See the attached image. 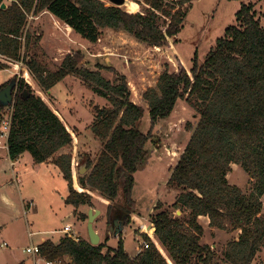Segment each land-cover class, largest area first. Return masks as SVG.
I'll return each mask as SVG.
<instances>
[{"label": "trees", "instance_id": "trees-1", "mask_svg": "<svg viewBox=\"0 0 264 264\" xmlns=\"http://www.w3.org/2000/svg\"><path fill=\"white\" fill-rule=\"evenodd\" d=\"M140 1L136 0L138 4ZM187 1L178 0L175 8L173 1L143 0L144 13L137 10L135 2L125 8L104 0H11L0 8V69L7 67L6 62H24L47 98L55 83L74 75L108 100L109 105L94 107L90 128L102 148L95 160L89 155L82 159L87 171L77 175L78 183L129 209L136 204L133 173L147 153L153 125L171 115L178 100L187 102L198 120L196 125L186 123L191 134L167 184L180 189L172 206L190 213L184 220L171 216L166 209L158 211L151 220L154 237L173 264H190L193 259L195 263L210 264L213 251L209 245L199 243L203 229L197 219L204 215L212 227L240 229L238 237L227 242L223 256L230 264H250L264 247V26L253 3L241 4L236 22L216 39L202 60L195 52L190 67L181 60L176 70L166 67L156 85L144 90L150 121L146 132L140 130L146 110L130 100V86L123 73L112 82L101 74L98 66L102 65L93 69L82 64L78 50L67 52L55 69L47 68L32 51L40 35L34 36L25 28L29 13L48 10L84 40L95 42L104 28H111L126 30L137 40L158 46L180 30L186 14L181 5ZM161 15L169 21L160 25L157 20ZM8 82L0 83V88ZM16 88L6 138L8 155L15 159L27 151L36 163L52 160L68 183L65 202L75 207L76 214L79 205H92L93 196L78 191L81 188L77 183L75 189L72 151L59 150L72 146V133L77 128L72 126L71 133L23 79L16 82ZM5 109L0 106V121ZM233 163L240 164L254 178L250 193L228 182L227 172ZM112 208L107 204V224L114 218ZM145 239L148 246L134 257L126 252L122 239L115 245L104 241L95 245L67 235L58 243L49 239L40 242L38 251L47 261L60 260V264H169L155 242L147 235Z\"/></svg>", "mask_w": 264, "mask_h": 264}, {"label": "rangeland", "instance_id": "rangeland-1", "mask_svg": "<svg viewBox=\"0 0 264 264\" xmlns=\"http://www.w3.org/2000/svg\"><path fill=\"white\" fill-rule=\"evenodd\" d=\"M10 1L4 0L6 4ZM164 1H173L176 3L175 8L179 6L178 0ZM131 2L138 5L137 10L147 12L144 10L143 0L139 4L136 0H126L122 6L127 8ZM248 2L253 3L256 16L264 26V0H188L181 5L186 14L180 30L158 46L139 41L126 30L111 28H104L95 42L84 40L48 10L37 14L29 13L25 28L34 36L40 35L41 38L32 51L47 68L55 69L67 52L78 50L82 54V64L93 69H97V64L102 65L98 66L101 74L112 82H116L117 74L123 73L130 86V100L142 105L146 110L140 125V130L146 132L150 121L147 112L148 103L142 96L144 90L156 85L159 74L166 67L170 71L176 70L180 60L183 65L190 67L195 52L199 60H202L213 48L216 39L223 36L230 24L236 22V12L241 4ZM164 20L169 21V17L161 15L157 22L161 25ZM6 64V68L0 69V83L13 77L16 78V82L23 79L46 102L48 101L47 103L55 107L71 132L72 125L77 128V132H73L72 135L75 138L73 144L68 149L72 151V156L75 155L73 174L77 176L80 167L84 164L81 162L82 159L89 155L95 160L102 148V143L93 135L90 128L95 115L94 107L110 103L74 75H67L52 86L55 100L47 98L24 62L12 61ZM13 64H16V67ZM6 113L7 109L2 116L5 117ZM197 120L194 110L188 103L178 100V105L171 115L151 126V138L146 144L147 153L133 173L135 182L132 194L136 204L134 208H127L131 215H126L123 229L116 236H114L115 226L112 223L107 224L106 213V206L109 203L113 208H118L117 212L120 213L122 209L116 207V203L100 195L97 190H89L87 193L93 196L92 205H82L76 208V214H73L74 206L67 204L62 198L67 190L66 180L53 174L42 177L40 171L44 165H39L37 167L39 169L33 173H21L23 182H11L10 162L5 154L6 145L2 143L0 145V243L5 240L7 244H0V264H45L38 253L26 252L25 249L34 246L41 238L57 240L63 233L59 228L64 224L72 226V231L75 230L77 237L87 238V218L79 214L85 215L89 208L100 211L94 220V228L100 235V242L115 245L122 239L123 247L129 254L140 251L148 233H142L139 229L145 224V229L149 232V227L153 228L152 216L158 211L166 209L171 216L186 220L190 211L172 206L180 194V189L167 184V181L191 134V131L186 129V123L191 121L196 125ZM24 158L25 156L22 159ZM227 173L230 184L237 185L247 194L251 192L254 178L252 179L240 164H231ZM19 191L22 197L33 200L34 207L28 209L21 204ZM261 202L264 213V196ZM132 213L138 215V218L133 219ZM197 222L203 229L199 243L209 245L214 253L210 264H230L224 259L223 250L227 242L238 237L240 229L227 231L212 227L204 215H201ZM159 250L166 257L167 262L173 264L168 260L165 249L159 246ZM190 264H202V262L195 263L193 259ZM250 264H264V247L257 252Z\"/></svg>", "mask_w": 264, "mask_h": 264}, {"label": "crops", "instance_id": "crops-1", "mask_svg": "<svg viewBox=\"0 0 264 264\" xmlns=\"http://www.w3.org/2000/svg\"><path fill=\"white\" fill-rule=\"evenodd\" d=\"M0 60H3L2 59V57L0 56ZM14 67H16L15 65H14ZM5 81V80H4ZM4 81H2V82H4ZM1 82V83H2ZM49 95H50V98L51 99H53V100H55L56 99V97L54 96V94L52 93V88L50 89V92H49ZM48 102V101H47ZM48 105H50L52 108H53V110L58 114V116L61 118V115L58 113V111L55 109V107L53 106V105H51V103H47ZM8 107V106H7ZM7 107H5V108H7ZM61 120L63 121V123H65V125H66V127H67V129L68 130H70V128L68 127V124L61 118ZM73 126V125H72ZM71 131V130H70ZM72 133V132H71ZM72 135H73V133H72ZM73 139H75V138H73ZM73 144V143H72ZM68 147H63V148H61L60 150H59V153H66V152H69L68 151ZM5 154H6V157H7V159H8V161L10 162V173H11V177H9L10 179H11V182H15V183H17V182H23V179H21V173H26V172H31V173H33V172H35V171H37V169H39V168H37L39 165H44V168H42L41 169V171H40V175L42 176V177H45V176H49V175H55L56 177H60L61 176V178H63L62 177V174H61V171H60V169L58 168V166L52 161V160H47V161H45V162H41V163H36V162H34V160H32V158H31V156H30V154L27 152V151H25V152H23V153H21V154H19V155H17L16 157H15V159H11L10 157H9V155H8V151H7V146H6V149H5ZM25 156V158L24 159H22L23 157ZM72 159H73V161L75 160V155L73 154V156H72ZM82 162V161H81ZM25 171V172H24ZM73 172H74V167H73V169H72V174H73ZM79 172V171H78ZM49 173H51V174H49ZM79 175V174H78ZM72 177H73V186L75 187V184L77 183L78 185H79V183H78V177L77 176H75L74 174L72 175ZM65 180V179H64ZM66 183H67V181H66ZM80 186V185H79ZM80 188H81V190H78L76 187H75V189H77L78 191H86V192H89V190H86V189H83L81 186H80ZM68 190H69V187H68V183H67V190L65 191V194L63 195V200L65 201V199H66V197H67V194H68ZM18 194H19V196L21 197V204L24 206V207H26V208H28V209H30L31 207H34V203H33V200L32 199H30V200H27L25 197H22L21 196V192L19 191L18 192ZM263 196H264V194L261 196V198H263ZM28 203H31V206H28ZM262 203V202H261ZM80 206H82V205H79L78 207L80 208ZM77 207V208H78ZM23 208V207H22ZM262 208V207H261ZM75 209V207H73V210ZM89 210V209H88ZM88 210H87V212H88ZM87 212H86V214H87ZM23 213H24V210H23ZM74 214V213H73ZM88 215V214H87ZM130 215H131V213H130ZM201 216V215H200ZM199 216V217H200ZM199 217H198V219H199ZM207 217V216H206ZM132 218L133 219H135V218H138V215H135V213H132ZM208 218V217H207ZM197 219V220H198ZM151 225H152V223H151ZM65 226V224L61 227V228H59V230L61 231V232H63L61 235H60V237L57 239V240H55V239H51V238H41L40 239V241L38 242V243H36L35 245L36 246H38V244L40 243V242H42V241H44V240H46V239H49V240H51L53 243L55 242V243H58L59 241H60V239L61 238H63L64 236H70L71 237V234H72V232H74L75 233V230L74 231H72L73 229H72V226H70L71 227V231L70 232H65V231H63L62 229H63V227ZM93 226H94V223H93ZM146 228V225L144 224L143 225V227H141L139 230H141V232L143 233H145L147 230L145 229ZM95 229V228H94ZM149 232H153V234H154V228H150L149 227ZM76 235V234H75ZM77 238H82V237H76V239ZM83 239H87L88 240V236H87V238H84L83 237ZM123 241V240H122ZM155 242H156V239H155ZM1 245H6L7 244V242L5 241V240H3L1 243H0ZM156 244V246L159 248V245H158V243L156 242L155 243ZM34 245V246H35ZM126 250V249H125ZM26 251V250H25ZM27 252V251H26ZM126 252H128L127 250H126ZM30 253H32V252H30ZM36 253H38V255L39 256H41L40 254H39V251L37 250V252ZM137 253L138 252H135L134 254H129V252H128V254L131 256V257H134V256H136L137 255ZM42 257V256H41ZM43 258V257H42ZM44 259V262H45V264H46V259L45 258H43ZM66 260L69 262L70 261V259L67 257L66 258ZM55 264V263H54Z\"/></svg>", "mask_w": 264, "mask_h": 264}, {"label": "water", "instance_id": "water-1", "mask_svg": "<svg viewBox=\"0 0 264 264\" xmlns=\"http://www.w3.org/2000/svg\"><path fill=\"white\" fill-rule=\"evenodd\" d=\"M111 4L116 5L118 7L125 4L126 0H108ZM6 3L2 2L0 5V8H5ZM16 78L13 77L9 80V82L0 88V106L7 107L13 102L14 93L16 91ZM23 93L28 94L26 90L23 91ZM87 171L86 169V163L82 165L79 169V174H84ZM116 207H120L122 210H120L119 216L114 217L111 221V223L115 226L114 228V236L118 235L119 232L123 229V226L125 224V218L126 215H130L128 207H124L122 205L117 204ZM99 209H93L89 208L87 214V224H86V232L88 236V241L91 244H98L100 242V235L99 233L94 229L93 223L96 218V216L99 214ZM111 228V226H110Z\"/></svg>", "mask_w": 264, "mask_h": 264}, {"label": "built area", "instance_id": "built-area-1", "mask_svg": "<svg viewBox=\"0 0 264 264\" xmlns=\"http://www.w3.org/2000/svg\"><path fill=\"white\" fill-rule=\"evenodd\" d=\"M7 109V113H6V116L5 117H2L1 118V121H0V145L2 143H5V145L7 146V143H6V138L8 136V133H9V130H10V115L12 113V110H13V106H12V103L10 105H8V107L6 108ZM75 161V160H74ZM73 161V167L75 165V162ZM28 206H31V203H28ZM63 231L65 232H70L71 231V227L70 225H65L62 229ZM148 234V237L150 239H152V241L155 242V238L154 236L152 235L153 232L149 233L148 231H146ZM71 237H74L76 238L77 236L75 235L74 232H72L71 234ZM148 246V240H143L142 242V245H141V248H140V251L142 250V248H145ZM27 252H32V253H36L37 250H38V246H32V247H27L25 249ZM60 264V260H54V261H47L46 260V264Z\"/></svg>", "mask_w": 264, "mask_h": 264}, {"label": "flooded vegetation", "instance_id": "flooded-vegetation-1", "mask_svg": "<svg viewBox=\"0 0 264 264\" xmlns=\"http://www.w3.org/2000/svg\"><path fill=\"white\" fill-rule=\"evenodd\" d=\"M117 209H118V208H115V210H114V213H115V214H114V217H115V216H116V217L119 216V213L117 212ZM118 210H119V209H118Z\"/></svg>", "mask_w": 264, "mask_h": 264}]
</instances>
